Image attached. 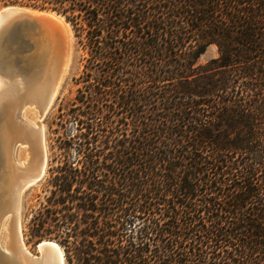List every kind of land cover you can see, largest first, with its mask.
Instances as JSON below:
<instances>
[{
  "label": "trees",
  "instance_id": "16d2710c",
  "mask_svg": "<svg viewBox=\"0 0 264 264\" xmlns=\"http://www.w3.org/2000/svg\"><path fill=\"white\" fill-rule=\"evenodd\" d=\"M48 4L112 104L51 179L65 263L264 264V0Z\"/></svg>",
  "mask_w": 264,
  "mask_h": 264
},
{
  "label": "bare ground",
  "instance_id": "6f19581e",
  "mask_svg": "<svg viewBox=\"0 0 264 264\" xmlns=\"http://www.w3.org/2000/svg\"><path fill=\"white\" fill-rule=\"evenodd\" d=\"M20 23L37 24L38 28L31 43L28 75L17 73L16 77H11L13 74L8 75L7 69L3 70L0 65V227L6 217L9 220L7 239L0 250L11 264H31V259H41L42 264H64L61 249L52 241L51 244L47 241L38 244V256L28 251L21 234L20 207L23 192L37 183L33 178L45 173L46 150L41 121L66 75L71 31L65 20L55 13L9 7L0 11V42L2 37L10 35L9 29ZM30 108L37 112L38 121L34 125L19 118L24 109ZM12 142L28 147L26 164L18 165L13 161ZM47 245L52 248L43 252L41 247Z\"/></svg>",
  "mask_w": 264,
  "mask_h": 264
},
{
  "label": "rangeland",
  "instance_id": "374dc122",
  "mask_svg": "<svg viewBox=\"0 0 264 264\" xmlns=\"http://www.w3.org/2000/svg\"><path fill=\"white\" fill-rule=\"evenodd\" d=\"M49 0H0V11L4 8L19 7L29 10L52 12L64 17L57 11L52 10ZM65 20V19H64ZM66 22V21H65ZM71 31V42L68 52L67 72L61 87L54 99L53 104L44 115L41 124L44 131L46 166L42 179L36 184L28 187L22 194L20 207V226L23 241L28 251L33 256H38L37 246L40 242L52 241L56 243L63 253V247L59 245L61 239L54 240V234H49L57 222H60L62 210L59 205H52L55 198L51 196V179L59 173L60 168L68 161L75 164L79 155L76 139V129L78 121L87 122L84 114L91 109H99L102 113H107L110 109V99H99L97 90L93 88L94 79L101 75L96 69L88 67V49L83 48L84 35L75 36V32L70 23L66 22ZM9 53L10 49L1 47L0 42V65L3 70L7 69L8 75L17 76V70L13 64L8 63L7 58L2 57L4 50ZM218 52L215 46H209L205 52L197 59L195 67H204L208 62L217 58ZM9 68V69H8ZM14 68V69H13ZM14 71V72H13ZM16 72V73H15ZM89 76H86V74ZM15 75V76H14ZM92 83V84H91ZM81 95L90 97V101L81 103ZM99 99V100H98ZM19 118L29 125L37 123V112L34 109H24ZM81 128V127H80ZM84 129L82 130V132ZM26 146H18L13 153V161L18 165L27 163L28 152ZM8 218L6 217L0 227V245L4 247L7 239ZM64 254V253H63ZM64 264L65 258H64Z\"/></svg>",
  "mask_w": 264,
  "mask_h": 264
},
{
  "label": "water",
  "instance_id": "95a60500",
  "mask_svg": "<svg viewBox=\"0 0 264 264\" xmlns=\"http://www.w3.org/2000/svg\"><path fill=\"white\" fill-rule=\"evenodd\" d=\"M3 16H6V12L3 14ZM36 28H38L37 24L31 23H20L17 25L14 29H9L10 35L8 37H2L1 39V47H6L7 49H10L9 53H5V49L3 50L4 53L2 57L4 59L7 58L8 63H12L13 66H15L17 73L19 74H29L31 70V63L28 60L30 57L31 52V43L36 36ZM1 124V121H0ZM1 130V126H0ZM2 133L0 132V137ZM11 145V144H10ZM20 144L17 142H12V145L10 146L11 151L15 153L16 148ZM1 146V145H0ZM0 156H1V149H0ZM2 164V161L0 160V166ZM43 177V176H42ZM42 177H39L36 179V176L33 178L34 183L39 182ZM47 244L50 241H47ZM48 247H41L42 251H47V248H52L51 245H47ZM39 253V252H38ZM0 264H11L8 260V258L2 254V251L0 250ZM31 264H42L41 259H31Z\"/></svg>",
  "mask_w": 264,
  "mask_h": 264
}]
</instances>
